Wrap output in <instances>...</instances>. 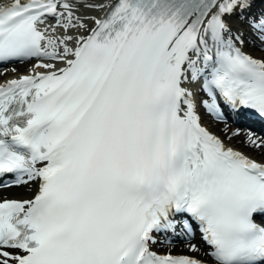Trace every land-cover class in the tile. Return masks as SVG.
I'll return each mask as SVG.
<instances>
[{"label": "snow or ice", "instance_id": "obj_1", "mask_svg": "<svg viewBox=\"0 0 264 264\" xmlns=\"http://www.w3.org/2000/svg\"><path fill=\"white\" fill-rule=\"evenodd\" d=\"M258 5L0 3V67L36 60L0 83V188L35 185L0 197V264H264V159L201 114L236 123L228 140L264 121V55L233 27L264 52ZM244 143L264 154V136ZM176 237L193 255L158 250Z\"/></svg>", "mask_w": 264, "mask_h": 264}, {"label": "bare ground", "instance_id": "obj_2", "mask_svg": "<svg viewBox=\"0 0 264 264\" xmlns=\"http://www.w3.org/2000/svg\"><path fill=\"white\" fill-rule=\"evenodd\" d=\"M92 2H103V3H108L109 0H100V1H97V0H92ZM98 12H94V16H98ZM89 25L91 26V21L88 22ZM82 31V30H81ZM251 54V53H250ZM254 56H261V55H264V52H258V53H254L252 54ZM24 65H26L25 63H23ZM29 67V66H28ZM21 68H24V67H21ZM210 127H213L216 129L218 128H221L223 127V123H219V122H210V124H208ZM228 133V132H226ZM231 136V134H228L226 137L227 141L229 143H234V144H238V141L242 139V136H236L234 138H232L231 140H228V137ZM250 153H253L251 150H250ZM256 158L258 159H264V154L260 153V152H257L255 154ZM31 186H26V187H12V188H3V189H0V191H3V192H6V193H3L2 195H0V197H6V198H28L30 196V193H29V188ZM191 243L193 244H197V246L201 249L200 252H204L205 253V249L203 247H201L200 245H198L197 243V240H191L190 241ZM162 250L166 249L167 247H169V245L167 246H159ZM199 253V252H198Z\"/></svg>", "mask_w": 264, "mask_h": 264}, {"label": "rangeland", "instance_id": "obj_3", "mask_svg": "<svg viewBox=\"0 0 264 264\" xmlns=\"http://www.w3.org/2000/svg\"><path fill=\"white\" fill-rule=\"evenodd\" d=\"M249 48H251V45H248ZM185 251H188V249H184Z\"/></svg>", "mask_w": 264, "mask_h": 264}]
</instances>
